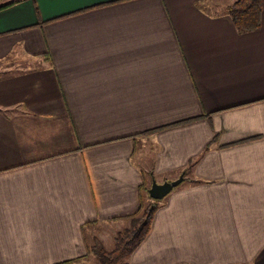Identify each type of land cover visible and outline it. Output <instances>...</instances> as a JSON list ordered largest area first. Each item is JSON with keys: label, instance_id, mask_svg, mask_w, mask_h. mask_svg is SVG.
Instances as JSON below:
<instances>
[{"label": "crops", "instance_id": "crops-1", "mask_svg": "<svg viewBox=\"0 0 264 264\" xmlns=\"http://www.w3.org/2000/svg\"><path fill=\"white\" fill-rule=\"evenodd\" d=\"M234 1L0 0V264H97L146 175L184 179L128 264H264V11Z\"/></svg>", "mask_w": 264, "mask_h": 264}, {"label": "trees", "instance_id": "trees-1", "mask_svg": "<svg viewBox=\"0 0 264 264\" xmlns=\"http://www.w3.org/2000/svg\"><path fill=\"white\" fill-rule=\"evenodd\" d=\"M7 6L8 4L0 3V10ZM263 11L264 0H235L227 8V14L234 28L241 33L258 30ZM156 209V204L148 206L142 204L137 213L129 218L131 227L115 235L112 250H106L102 242L93 237V244L88 247V254L94 256L97 264H128V257L148 235ZM69 263L72 262L62 264Z\"/></svg>", "mask_w": 264, "mask_h": 264}, {"label": "rangeland", "instance_id": "rangeland-1", "mask_svg": "<svg viewBox=\"0 0 264 264\" xmlns=\"http://www.w3.org/2000/svg\"><path fill=\"white\" fill-rule=\"evenodd\" d=\"M146 161V166H147V162L149 161L148 159H146L145 160ZM145 166V167H146ZM146 177H147V181H146V184H145V186L142 188V190L140 191V193H141V195H142V197H143V202L144 203H142L144 206H148L149 204H156V205H158L160 202H162L165 198H163L162 200H152V199H150L149 197H148V195H147V191H148V189L150 188V186H151V184H152V181H155V182H157V181H159V180H152V181H149V178H148V176L146 175ZM130 220L129 221H126L121 227H119V228H113V227H109L108 225H103V226H101L102 227V229H100V233H102L103 235H105L104 236V238H103V241L104 242H102V244H103V246L105 247V249L106 250H108V251H110V250H112L113 249V247H114V237H115V235L118 233V232H123L124 230H126V228H130L131 227V224H130ZM100 227V228H101ZM98 228H99V226H98ZM91 230V229H90ZM90 230H88L87 232H86V234L89 236V232H90ZM89 240V242H90V244L89 245H92L93 244V238H91L90 236H89V238H88ZM85 264H94L93 263V261H91V260H87L86 262H85Z\"/></svg>", "mask_w": 264, "mask_h": 264}, {"label": "water", "instance_id": "water-1", "mask_svg": "<svg viewBox=\"0 0 264 264\" xmlns=\"http://www.w3.org/2000/svg\"><path fill=\"white\" fill-rule=\"evenodd\" d=\"M183 176H179L177 179L172 181H165L162 183H157L152 181L150 188L147 191V195L152 200H162L165 198L173 189L178 187L182 181Z\"/></svg>", "mask_w": 264, "mask_h": 264}]
</instances>
